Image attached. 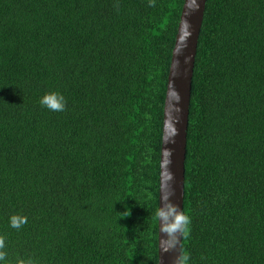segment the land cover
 Listing matches in <instances>:
<instances>
[{
  "label": "trees",
  "instance_id": "obj_1",
  "mask_svg": "<svg viewBox=\"0 0 264 264\" xmlns=\"http://www.w3.org/2000/svg\"><path fill=\"white\" fill-rule=\"evenodd\" d=\"M184 3L0 0V264L159 263ZM52 91L64 111L40 105ZM185 169L189 264H264V0H207ZM12 215L27 223L12 228Z\"/></svg>",
  "mask_w": 264,
  "mask_h": 264
},
{
  "label": "water",
  "instance_id": "obj_2",
  "mask_svg": "<svg viewBox=\"0 0 264 264\" xmlns=\"http://www.w3.org/2000/svg\"><path fill=\"white\" fill-rule=\"evenodd\" d=\"M206 3L207 0H185L172 52L164 106L159 190V206L161 207L163 206L160 199L161 184L165 179L162 174L171 173L173 177L169 181L173 193L170 197L171 203L184 209L185 164L192 85ZM164 238V235L159 233V239ZM179 251V245L176 250L169 253L159 251L158 264H174Z\"/></svg>",
  "mask_w": 264,
  "mask_h": 264
},
{
  "label": "clouds",
  "instance_id": "obj_3",
  "mask_svg": "<svg viewBox=\"0 0 264 264\" xmlns=\"http://www.w3.org/2000/svg\"><path fill=\"white\" fill-rule=\"evenodd\" d=\"M39 103L50 111L62 112L65 110L67 101L59 91H52L46 93ZM162 175L165 177L161 184L160 196L163 206L157 207L153 214V220L159 225V233H162L165 237L164 239H159V251L169 253L176 250L179 245L180 251L175 258L174 264H189L190 253L183 249L181 242L182 240H187L190 236L191 218L179 206L171 203L170 197L173 194L169 184V181L173 178L171 173ZM130 214V210H126L121 216L125 218L130 216ZM26 223V216L12 215L10 217V226L14 229H19ZM5 248V237L0 236V261L7 260ZM16 264H36V262L31 258H17Z\"/></svg>",
  "mask_w": 264,
  "mask_h": 264
}]
</instances>
